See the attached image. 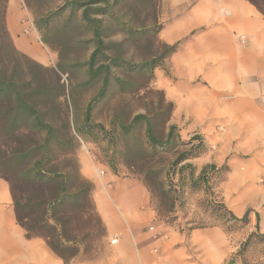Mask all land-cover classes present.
I'll return each mask as SVG.
<instances>
[{
	"label": "crops",
	"instance_id": "0c3cea01",
	"mask_svg": "<svg viewBox=\"0 0 264 264\" xmlns=\"http://www.w3.org/2000/svg\"><path fill=\"white\" fill-rule=\"evenodd\" d=\"M22 16L19 0H9L6 25L15 47L44 59L35 32L23 34ZM158 16L159 40L178 46L166 60L167 72L155 69L154 87L174 103L168 124L182 141L199 135L204 144L179 164L185 196L206 195L188 186L214 165L216 199L238 219L248 213L249 221L237 244L222 226L186 229L189 218L167 223L142 179L94 161L85 150L78 155L80 172L94 184L92 201L105 233L93 258L76 257L73 264H227L250 233L264 234V15L250 0H160ZM0 264H65L17 222L2 177Z\"/></svg>",
	"mask_w": 264,
	"mask_h": 264
},
{
	"label": "trees",
	"instance_id": "16d2710c",
	"mask_svg": "<svg viewBox=\"0 0 264 264\" xmlns=\"http://www.w3.org/2000/svg\"><path fill=\"white\" fill-rule=\"evenodd\" d=\"M8 1L0 0V136L9 139L15 145L10 152L4 153L5 162L11 164L14 169L20 168L24 163L26 165L19 172V177L13 173L12 177L11 174L0 173V177L10 184L17 222L27 231L28 237L44 239L65 264H71L73 259L81 257L78 242L89 235L83 229V223H86L88 215L95 214L98 222L103 226V231L104 225L92 201L94 184L82 176L79 161L77 165L75 163V180H72L71 172L60 173L49 166L55 147H61L67 154L73 153L68 146L75 142V138L70 133V123L66 114L61 113V99L65 95L66 88L54 68L46 67L28 58L15 47L6 25ZM40 1L24 0V3L32 7ZM152 1L62 0V5L55 12H49L38 18L36 26L44 32L51 18L68 13V19H78L79 26L91 35V38L86 40L93 43L92 51L85 63L88 76L81 85L91 87L101 82V86L86 107L84 124L75 131L78 136H83L85 131H92L93 127H98L103 133V126H93L90 121L95 104L107 94L114 68L126 65L137 71L147 70L151 75L150 81L155 79L156 68H162L167 72L166 60L176 51L178 45H168L159 40L158 33L162 25L157 15L152 22L137 23L131 12V2L147 7L152 5ZM250 2L264 15V7L259 1L250 0ZM107 17L116 21L120 33L137 36L143 32H152L158 49L151 59L134 66L129 61L126 62L119 53L108 55L106 52L108 46L104 41ZM45 33L42 40L45 44H50L48 33ZM139 65L140 67L137 68ZM50 74L51 79L53 75V80H48L47 76ZM114 77L121 91L125 93L127 83L115 75ZM151 92L160 94L158 107L162 109L165 106L166 121L169 123L174 103L166 100L162 90L152 89ZM55 114L58 116L57 119L53 118ZM56 121L60 124L57 125ZM115 123H117L116 120ZM143 123L146 126L147 139L153 149L172 151L179 147H187L185 151L178 152L174 159L168 172L169 180H166L169 189L162 191V194L166 196L173 193V203L178 202L185 196L186 191V184L181 176L182 166L179 164L197 155L204 146L203 141L199 135L192 136L187 142L182 141L173 124L169 125L166 138L159 139L155 134L152 118L144 113L135 114L128 124L119 122V126L122 132L129 133L131 129ZM25 131L41 136L40 141L34 142L31 146H25L21 142ZM105 135H110V132ZM216 170L214 165L205 167L199 177L190 182L188 188L205 189L206 193L214 199L211 201L212 205L216 204L215 207L228 213L231 221L244 227L249 221L248 213L241 219L236 218L218 202L211 190L210 181ZM143 181L150 190L149 183ZM255 235L264 237V234L258 231L250 233L240 244V250L231 256L227 264H236L237 256L242 254Z\"/></svg>",
	"mask_w": 264,
	"mask_h": 264
},
{
	"label": "rangeland",
	"instance_id": "374dc122",
	"mask_svg": "<svg viewBox=\"0 0 264 264\" xmlns=\"http://www.w3.org/2000/svg\"><path fill=\"white\" fill-rule=\"evenodd\" d=\"M257 1L264 7V0ZM19 3L23 9L21 18L23 34L28 35L33 30L44 54V59L32 60L54 68L66 88L65 95L61 99V113L66 114L70 123V133L75 138V142L68 146L73 153L67 154L61 147H55L49 166L60 173L71 172V178L75 180V163L77 165L78 155L89 149L94 161L111 165L116 172L133 175L148 182L153 205L163 221L180 225L185 218H189L185 221L186 229L222 226L230 236L235 237L236 244L240 243L244 227L231 221L228 213L215 207L216 204L212 205L211 201L214 200L212 196L206 193L193 200L183 196L178 202L173 203V193L167 196L162 194L163 190L169 189L166 183V180H169L168 172L181 147L172 151L153 149L147 139L144 123L134 127L129 133L122 132L119 122L128 124L135 114L144 113L152 118L156 136L162 140L167 136L169 129L165 115L167 110L165 106L162 109L158 107L160 94L151 92L152 89L157 88L154 87V81H150L151 75L147 70L137 71L126 65L114 68L107 94L95 104L90 121L93 126H103L104 131L101 133L98 127H93L92 131L81 133L87 148L83 147L80 136L75 131L83 126L86 107L101 86V82L91 87L81 85L88 76L85 63L92 51L93 43L86 40L90 39L91 35L79 26L78 19H68V13L51 18L46 31L38 29L36 26L38 18L49 12H55L62 5V0H41L39 4L32 7L27 6L24 0H19ZM131 12L137 23L152 22L154 17L159 15V0H153L152 5L147 7L131 2ZM105 24L107 31L104 41L108 46L106 50L108 55L119 53L126 62L129 61L135 66L150 60L156 53L158 45L154 43L152 32L129 36L124 32H118L116 21L109 17L105 18ZM45 32L48 33L50 44H45L42 40ZM20 59L25 61L23 58ZM114 75L127 83L125 93L114 80ZM47 77H49L48 80H53V75L52 79L51 74ZM53 118L57 119L58 116L55 114ZM56 124L60 122L56 121ZM109 132L110 135L106 136L105 134ZM40 138L41 136L35 135L34 132L25 131L21 142L25 146H31L34 142L40 141ZM14 146L12 141L0 136V173L11 174V177L13 173L19 177V172L26 164L14 169L3 159L4 153L10 152ZM83 229L89 235L78 242L79 256L91 259L101 248L104 236L103 226L100 225L95 214L90 213L86 223H83ZM239 250L240 246L236 252ZM236 259V264H264V237L262 235L252 237L246 249Z\"/></svg>",
	"mask_w": 264,
	"mask_h": 264
},
{
	"label": "built area",
	"instance_id": "2783aa9c",
	"mask_svg": "<svg viewBox=\"0 0 264 264\" xmlns=\"http://www.w3.org/2000/svg\"><path fill=\"white\" fill-rule=\"evenodd\" d=\"M28 31V30H27ZM80 140L82 142V145L84 148H87L86 144L84 143V141L82 140V138L80 137ZM89 151V149H87ZM150 229H153V226L150 227Z\"/></svg>",
	"mask_w": 264,
	"mask_h": 264
}]
</instances>
